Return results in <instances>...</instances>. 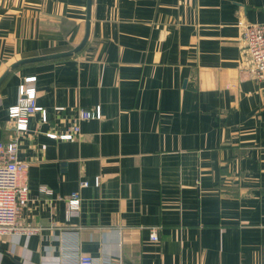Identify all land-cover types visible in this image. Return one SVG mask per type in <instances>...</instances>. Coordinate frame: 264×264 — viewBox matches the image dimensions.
Listing matches in <instances>:
<instances>
[{
    "label": "crops",
    "instance_id": "1",
    "mask_svg": "<svg viewBox=\"0 0 264 264\" xmlns=\"http://www.w3.org/2000/svg\"><path fill=\"white\" fill-rule=\"evenodd\" d=\"M85 16L86 0H0V142L17 138L20 222L38 228L3 235L0 264H264V80L236 25L264 21V0H91L79 51L10 68L73 49ZM28 76L46 119L18 134ZM96 106L74 138L46 135Z\"/></svg>",
    "mask_w": 264,
    "mask_h": 264
},
{
    "label": "built area",
    "instance_id": "2",
    "mask_svg": "<svg viewBox=\"0 0 264 264\" xmlns=\"http://www.w3.org/2000/svg\"><path fill=\"white\" fill-rule=\"evenodd\" d=\"M238 43L240 49V64L248 76L256 80H264V21L246 22L238 20ZM34 77H25L18 85L17 98L7 108L9 124L18 134L27 130L29 117L36 112L41 114L42 120L46 119L45 109L36 102V90L33 84ZM98 106L86 109L80 108L76 118L72 119L66 132L57 134L47 132L49 137L62 139L74 138L79 132L78 122L83 119L99 118ZM17 138L12 137L7 142H0V238L5 234L22 233L32 234L38 228L24 225L20 222V215L28 200L27 168L28 163L17 158ZM86 182H80L85 186ZM44 192L49 189L42 187ZM67 216L79 207V192L73 191L64 197ZM149 238L156 240L157 231L152 229ZM76 264H94L93 258L87 254H78Z\"/></svg>",
    "mask_w": 264,
    "mask_h": 264
},
{
    "label": "water",
    "instance_id": "3",
    "mask_svg": "<svg viewBox=\"0 0 264 264\" xmlns=\"http://www.w3.org/2000/svg\"><path fill=\"white\" fill-rule=\"evenodd\" d=\"M90 5H91V0H86V16H85V32L84 35L81 39V41L71 50L64 51V52H58V53H53V54H47V55H40V56H35V57H30V58H23L21 60H18L11 64L10 68H14L18 65L28 63V62H34V61H40V60H45V59H53V58H59V57H64V56H69L73 53H76L79 51L83 45L85 44L87 37H88V32H89V17H90ZM9 70H6L1 76H0V83L6 76Z\"/></svg>",
    "mask_w": 264,
    "mask_h": 264
}]
</instances>
